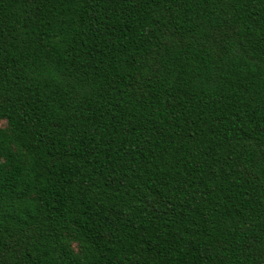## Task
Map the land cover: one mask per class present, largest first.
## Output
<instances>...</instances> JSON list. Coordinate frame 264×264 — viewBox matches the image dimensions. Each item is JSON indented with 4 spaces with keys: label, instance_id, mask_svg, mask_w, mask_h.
<instances>
[{
    "label": "trees",
    "instance_id": "16d2710c",
    "mask_svg": "<svg viewBox=\"0 0 264 264\" xmlns=\"http://www.w3.org/2000/svg\"><path fill=\"white\" fill-rule=\"evenodd\" d=\"M264 263V0H0V264Z\"/></svg>",
    "mask_w": 264,
    "mask_h": 264
},
{
    "label": "water",
    "instance_id": "95a60500",
    "mask_svg": "<svg viewBox=\"0 0 264 264\" xmlns=\"http://www.w3.org/2000/svg\"><path fill=\"white\" fill-rule=\"evenodd\" d=\"M262 264H264V263H262Z\"/></svg>",
    "mask_w": 264,
    "mask_h": 264
}]
</instances>
